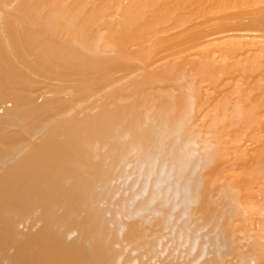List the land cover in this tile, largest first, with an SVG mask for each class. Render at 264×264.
I'll return each mask as SVG.
<instances>
[{"label": "bare ground", "instance_id": "bare-ground-1", "mask_svg": "<svg viewBox=\"0 0 264 264\" xmlns=\"http://www.w3.org/2000/svg\"><path fill=\"white\" fill-rule=\"evenodd\" d=\"M5 102L0 264H264V0H0Z\"/></svg>", "mask_w": 264, "mask_h": 264}, {"label": "rangeland", "instance_id": "rangeland-1", "mask_svg": "<svg viewBox=\"0 0 264 264\" xmlns=\"http://www.w3.org/2000/svg\"><path fill=\"white\" fill-rule=\"evenodd\" d=\"M41 100H43V97L40 98V101H41ZM12 105H13L12 102H5V103L1 106L0 112H4L5 109H7L8 107H11ZM20 228H21L22 230L28 231L27 227L24 226V225L20 226ZM33 232H36V230H34ZM32 234H34V233H32ZM76 235H77V234L74 233L72 236L75 237ZM72 236H71V238H73ZM71 238H70V239H71ZM206 259H207V257H204V258L201 260V262L206 261ZM156 263H157V260L153 261V264H156ZM3 264H10V263H9V262H3ZM198 264H200V263H198Z\"/></svg>", "mask_w": 264, "mask_h": 264}]
</instances>
